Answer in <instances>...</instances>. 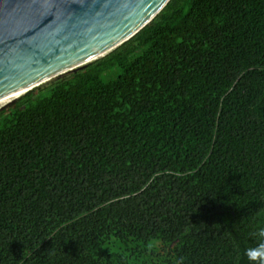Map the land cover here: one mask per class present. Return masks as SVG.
<instances>
[{"label":"trees","instance_id":"1","mask_svg":"<svg viewBox=\"0 0 264 264\" xmlns=\"http://www.w3.org/2000/svg\"><path fill=\"white\" fill-rule=\"evenodd\" d=\"M262 227L264 0H170L0 110V264H249Z\"/></svg>","mask_w":264,"mask_h":264},{"label":"water","instance_id":"2","mask_svg":"<svg viewBox=\"0 0 264 264\" xmlns=\"http://www.w3.org/2000/svg\"><path fill=\"white\" fill-rule=\"evenodd\" d=\"M170 0H0V110L111 53Z\"/></svg>","mask_w":264,"mask_h":264},{"label":"clouds","instance_id":"3","mask_svg":"<svg viewBox=\"0 0 264 264\" xmlns=\"http://www.w3.org/2000/svg\"><path fill=\"white\" fill-rule=\"evenodd\" d=\"M259 242L245 250L249 264H264V227L258 230Z\"/></svg>","mask_w":264,"mask_h":264},{"label":"rangeland","instance_id":"4","mask_svg":"<svg viewBox=\"0 0 264 264\" xmlns=\"http://www.w3.org/2000/svg\"><path fill=\"white\" fill-rule=\"evenodd\" d=\"M105 81H110L111 79H113V77H111L109 74L105 75V77L103 78Z\"/></svg>","mask_w":264,"mask_h":264}]
</instances>
